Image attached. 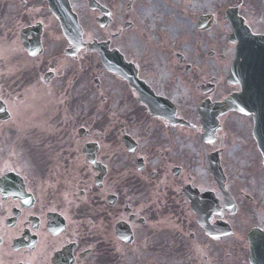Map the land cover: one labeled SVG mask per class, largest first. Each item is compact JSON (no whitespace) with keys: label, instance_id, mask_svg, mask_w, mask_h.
<instances>
[{"label":"flooded vegetation","instance_id":"obj_1","mask_svg":"<svg viewBox=\"0 0 264 264\" xmlns=\"http://www.w3.org/2000/svg\"><path fill=\"white\" fill-rule=\"evenodd\" d=\"M68 1L78 50L46 0H0V264H248L246 235L264 231L253 117L206 135L202 115L239 91L226 11L264 34V0Z\"/></svg>","mask_w":264,"mask_h":264},{"label":"water","instance_id":"obj_2","mask_svg":"<svg viewBox=\"0 0 264 264\" xmlns=\"http://www.w3.org/2000/svg\"><path fill=\"white\" fill-rule=\"evenodd\" d=\"M237 21L235 20V23ZM255 42H258L259 40H254ZM245 40H242L241 43H240V46L238 47V60H237V66H240V68L244 71H247V68H248V63L245 62V58L248 57V51L251 48V46H248V45H245L244 44ZM254 49V48H253ZM239 59L241 61H239ZM259 63H260V59H259V56H257V59H256V66H259ZM259 250V247L256 245L255 246V251L256 253L258 252ZM258 254V253H257Z\"/></svg>","mask_w":264,"mask_h":264},{"label":"snow or ice","instance_id":"obj_3","mask_svg":"<svg viewBox=\"0 0 264 264\" xmlns=\"http://www.w3.org/2000/svg\"><path fill=\"white\" fill-rule=\"evenodd\" d=\"M31 55H35V53H31ZM241 111H243V109H241ZM25 202H27V201H25Z\"/></svg>","mask_w":264,"mask_h":264}]
</instances>
